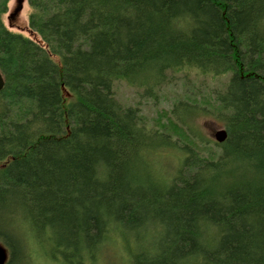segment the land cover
Instances as JSON below:
<instances>
[{"label":"trees","instance_id":"1","mask_svg":"<svg viewBox=\"0 0 264 264\" xmlns=\"http://www.w3.org/2000/svg\"><path fill=\"white\" fill-rule=\"evenodd\" d=\"M11 1L0 0L6 264H94L111 232L131 264H264V0H28L39 42L7 27ZM187 69L228 79L207 106L176 103L171 131L117 97L124 82L157 101ZM200 113L223 123L224 143L189 126ZM167 149L181 156L172 176L152 160Z\"/></svg>","mask_w":264,"mask_h":264},{"label":"rangeland","instance_id":"2","mask_svg":"<svg viewBox=\"0 0 264 264\" xmlns=\"http://www.w3.org/2000/svg\"><path fill=\"white\" fill-rule=\"evenodd\" d=\"M22 6L21 10L15 15V11ZM30 8L28 0H22L20 4L19 0H12L9 6V12L4 17V22L7 27L13 31L20 32L32 40L39 42L40 38L34 34L28 24ZM173 73L172 76H169ZM169 81L171 84L164 85L161 90L157 92L158 99L155 101L153 97L142 95L143 90L131 88L124 82H117L116 93L118 99L127 106L138 107L141 110L142 115L148 118L151 124L168 125L170 131L173 130L174 124H166L170 117L173 115V106L181 99L188 100L190 96L199 97L198 101L201 105L206 101L211 103L209 93L211 89L222 85L227 81L228 77H220L216 82L212 81L207 76H197L195 70H183L180 72H170ZM209 97V98H208ZM190 127H195L199 130L202 136L213 144L215 148L214 135L217 131L224 129L223 123L216 117L210 114H198L192 122H189ZM185 129H188L185 127ZM153 164L162 173H167L172 176L173 172H176L181 162V156L174 149L161 150L153 158ZM142 234V233H141ZM138 233L134 232L128 234V243L132 247V251H136L134 240ZM1 246V245H0ZM7 251V250H6ZM40 251L38 246H32V252L34 257L36 253ZM41 252V251H40ZM42 253V252H41ZM8 254V253H7ZM35 264H57L49 261L45 257H39L36 259ZM94 264H131V257L125 247L120 234L118 232H111L109 238L101 248L99 255Z\"/></svg>","mask_w":264,"mask_h":264},{"label":"water","instance_id":"3","mask_svg":"<svg viewBox=\"0 0 264 264\" xmlns=\"http://www.w3.org/2000/svg\"><path fill=\"white\" fill-rule=\"evenodd\" d=\"M19 2L21 4L22 0H19ZM21 8L22 6L20 5V7L15 11L14 14L16 15L21 10ZM4 87H5V80H4L2 73L0 72V93ZM214 138L217 143L222 144L227 140L228 134L226 130L222 129L215 133ZM7 261H8V254L6 252V249L0 246V264H6Z\"/></svg>","mask_w":264,"mask_h":264},{"label":"bare ground","instance_id":"4","mask_svg":"<svg viewBox=\"0 0 264 264\" xmlns=\"http://www.w3.org/2000/svg\"><path fill=\"white\" fill-rule=\"evenodd\" d=\"M7 252V251H6Z\"/></svg>","mask_w":264,"mask_h":264}]
</instances>
